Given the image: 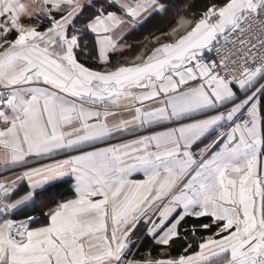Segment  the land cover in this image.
<instances>
[{"label":"snow or ice","instance_id":"6c2138e0","mask_svg":"<svg viewBox=\"0 0 264 264\" xmlns=\"http://www.w3.org/2000/svg\"><path fill=\"white\" fill-rule=\"evenodd\" d=\"M179 8L0 0V264H264V0Z\"/></svg>","mask_w":264,"mask_h":264},{"label":"trees","instance_id":"16d2710c","mask_svg":"<svg viewBox=\"0 0 264 264\" xmlns=\"http://www.w3.org/2000/svg\"><path fill=\"white\" fill-rule=\"evenodd\" d=\"M205 0H176V3L178 5H189V8L187 11H185L183 8L179 9H174L175 15L173 16L172 12H169L167 14H161L164 16V20H161L162 26L165 30H167L169 27L175 25L177 23V20L180 16H187L188 12L198 10L200 7H202L203 3ZM160 15H154V17L159 18ZM166 20V21H165ZM153 22V17L150 18L148 21L145 22V25H150ZM141 32H143V36L141 35ZM147 35V32L143 30V28L138 27L134 32H133V38L139 37L140 39H143L144 36ZM150 246V243L147 241L144 244V248L148 249ZM154 254H155V249H154Z\"/></svg>","mask_w":264,"mask_h":264},{"label":"crops","instance_id":"0c3cea01","mask_svg":"<svg viewBox=\"0 0 264 264\" xmlns=\"http://www.w3.org/2000/svg\"><path fill=\"white\" fill-rule=\"evenodd\" d=\"M154 15H157V14H153V16H154ZM158 15H161V14H158ZM150 18H152V17H150ZM150 18H149V19H150ZM137 28H138V27H137ZM137 28H135V29L132 30V32L130 33L129 37H127L128 39H130V40H131V39H134V38L132 37V36H133V32H134ZM145 36H146V35H145ZM163 38H164V36L161 37V41H162V40H165V39H163ZM166 40H167V39H166ZM162 42H163V41H162ZM224 127H225V129H226L228 126L225 125ZM10 175H11L10 172H8V173L0 172V177L10 176ZM211 181H212V177H209V178H208V182H211ZM147 241L150 243L149 248L152 246V241H151V240H146V241H144V243L141 245V247H140V251L143 252V251L147 250L146 248H144V244H145ZM149 248H148V249H149ZM153 251H154V249H153ZM153 251H152L150 254L155 255Z\"/></svg>","mask_w":264,"mask_h":264},{"label":"rangeland","instance_id":"374dc122","mask_svg":"<svg viewBox=\"0 0 264 264\" xmlns=\"http://www.w3.org/2000/svg\"><path fill=\"white\" fill-rule=\"evenodd\" d=\"M153 23V22H152ZM151 23V24H152ZM163 39H165V40H162L163 42H168L169 40H170V38L169 37H167V36H164V38ZM167 39V40H166Z\"/></svg>","mask_w":264,"mask_h":264}]
</instances>
